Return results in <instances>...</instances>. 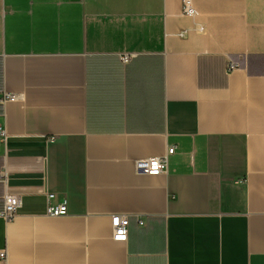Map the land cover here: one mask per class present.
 <instances>
[{"label":"crops","instance_id":"obj_1","mask_svg":"<svg viewBox=\"0 0 264 264\" xmlns=\"http://www.w3.org/2000/svg\"><path fill=\"white\" fill-rule=\"evenodd\" d=\"M192 3L0 0V264H264V0Z\"/></svg>","mask_w":264,"mask_h":264},{"label":"built area","instance_id":"obj_2","mask_svg":"<svg viewBox=\"0 0 264 264\" xmlns=\"http://www.w3.org/2000/svg\"><path fill=\"white\" fill-rule=\"evenodd\" d=\"M181 12L195 19L199 12L193 6L192 0H181ZM196 29L199 31L204 30V26L202 23L195 21ZM182 34V33H181ZM131 56V53H121L120 58L123 61H127ZM236 63L233 61H229L227 65V69L231 70L236 67ZM18 96L13 93H3L0 96V102H4L5 100H14ZM6 139V132L0 124V140ZM174 151V146H169L165 153L157 156H150L147 158H139L134 162L135 170L137 172L147 173V174H159L164 172L167 167V156ZM5 176L4 172H0V181H4ZM53 198V194H47V210L46 213L49 215H62L67 211L66 204L64 202L59 204H51L50 200ZM21 205V198L18 194L5 192L3 195V209L0 211V216L6 220H11L15 215V210L17 207ZM111 228H112V238L114 240H125L127 236V225L128 219L126 215L123 214H113L111 216ZM6 258L5 249H0V261Z\"/></svg>","mask_w":264,"mask_h":264}]
</instances>
